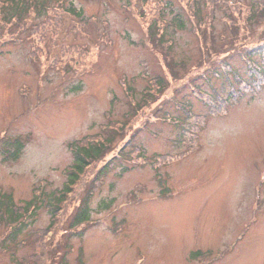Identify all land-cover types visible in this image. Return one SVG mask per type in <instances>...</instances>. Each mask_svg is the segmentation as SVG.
<instances>
[{
	"label": "rangeland",
	"instance_id": "374dc122",
	"mask_svg": "<svg viewBox=\"0 0 264 264\" xmlns=\"http://www.w3.org/2000/svg\"><path fill=\"white\" fill-rule=\"evenodd\" d=\"M74 6L0 22V193H53L70 145L112 148L54 217L0 224V264H264V0Z\"/></svg>",
	"mask_w": 264,
	"mask_h": 264
},
{
	"label": "trees",
	"instance_id": "16d2710c",
	"mask_svg": "<svg viewBox=\"0 0 264 264\" xmlns=\"http://www.w3.org/2000/svg\"><path fill=\"white\" fill-rule=\"evenodd\" d=\"M55 10H61L64 14H69L76 19L82 18V12L76 10L74 0H0V22L4 26L21 28L27 24L31 14L35 15V18H47L48 14ZM249 11L251 13V10ZM254 18L255 15L250 14L248 18L249 22L252 23L255 20ZM166 23L167 28L184 29V24L179 15H175L173 20ZM153 28L154 25L150 27L149 33ZM164 37L165 32L162 33L160 39H164ZM15 144L16 152L12 156L13 159L18 157V153L22 148L20 141H16ZM70 148L74 161L66 171L67 182L62 189L53 193H45L43 189L38 190L37 192H40L41 195L35 194L31 200L23 202L22 205H17L11 194L0 193V224L4 223L13 226V231H15L14 236L21 232L20 227L23 226L24 221L36 216L37 211L43 206L50 209L54 217L73 193L75 186L78 185L91 164L102 161L110 153L112 142L103 140L101 143H91L85 138L82 141L76 142V144L70 145ZM103 170L100 171V176L104 173ZM92 193L91 190L74 216L72 222L73 228L90 222L91 210L89 202Z\"/></svg>",
	"mask_w": 264,
	"mask_h": 264
}]
</instances>
